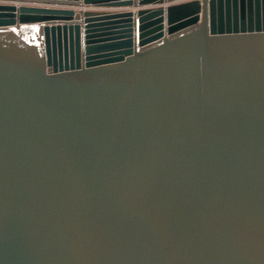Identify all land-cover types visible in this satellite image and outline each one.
Instances as JSON below:
<instances>
[{"label":"water","instance_id":"1","mask_svg":"<svg viewBox=\"0 0 264 264\" xmlns=\"http://www.w3.org/2000/svg\"><path fill=\"white\" fill-rule=\"evenodd\" d=\"M0 1V264H264V0Z\"/></svg>","mask_w":264,"mask_h":264},{"label":"crops","instance_id":"2","mask_svg":"<svg viewBox=\"0 0 264 264\" xmlns=\"http://www.w3.org/2000/svg\"><path fill=\"white\" fill-rule=\"evenodd\" d=\"M5 4H11V2H2ZM19 4H25L30 6H43V7H52V8H73L74 10H111V11H122V10H129L134 9V7H126V8H108V7H96L93 5H84V6H70V5H49V4H42V3H18Z\"/></svg>","mask_w":264,"mask_h":264},{"label":"snow or ice","instance_id":"3","mask_svg":"<svg viewBox=\"0 0 264 264\" xmlns=\"http://www.w3.org/2000/svg\"><path fill=\"white\" fill-rule=\"evenodd\" d=\"M22 10H27V6L26 5H22Z\"/></svg>","mask_w":264,"mask_h":264}]
</instances>
